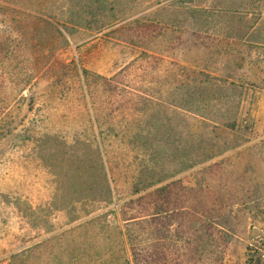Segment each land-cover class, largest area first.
<instances>
[{
    "label": "rangeland",
    "instance_id": "374dc122",
    "mask_svg": "<svg viewBox=\"0 0 264 264\" xmlns=\"http://www.w3.org/2000/svg\"><path fill=\"white\" fill-rule=\"evenodd\" d=\"M9 5L0 264H264V0Z\"/></svg>",
    "mask_w": 264,
    "mask_h": 264
},
{
    "label": "trees",
    "instance_id": "16d2710c",
    "mask_svg": "<svg viewBox=\"0 0 264 264\" xmlns=\"http://www.w3.org/2000/svg\"><path fill=\"white\" fill-rule=\"evenodd\" d=\"M99 1V0H98ZM104 1H101L99 4H95L94 8L92 9V12L96 15L99 14L100 12H105L108 8L107 4L103 3ZM11 3V0H0V9L3 11H8L9 9H12V7L9 5ZM103 25H99L98 29H103ZM0 39H2L0 37ZM0 46H4L1 42ZM75 227H69L66 228L60 232H56L50 235V237L43 239L39 243L34 244L36 247H42L43 246H48L49 248V257L46 260V264H79V258L80 257H86L84 260V263L82 264H113V262L110 260V258H105L103 256L102 258L97 257L96 259H93V257L88 254L86 251V247L82 246H76L74 242H72L75 236L76 232ZM129 243V242H128ZM129 245L132 247V255L134 259V264H140L139 260V252L133 244ZM33 247L30 246L29 248ZM86 248V249H85ZM126 264H130L129 260L125 261ZM81 264V263H80Z\"/></svg>",
    "mask_w": 264,
    "mask_h": 264
}]
</instances>
